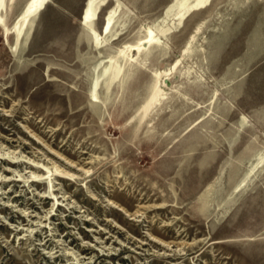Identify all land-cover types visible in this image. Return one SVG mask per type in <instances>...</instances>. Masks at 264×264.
<instances>
[{"label": "rangeland", "instance_id": "rangeland-1", "mask_svg": "<svg viewBox=\"0 0 264 264\" xmlns=\"http://www.w3.org/2000/svg\"><path fill=\"white\" fill-rule=\"evenodd\" d=\"M29 1L0 26V264H264V0H47L17 41Z\"/></svg>", "mask_w": 264, "mask_h": 264}, {"label": "bare ground", "instance_id": "bare-ground-1", "mask_svg": "<svg viewBox=\"0 0 264 264\" xmlns=\"http://www.w3.org/2000/svg\"><path fill=\"white\" fill-rule=\"evenodd\" d=\"M102 0H88L87 10L85 14V25L88 26L89 23L94 20L97 16V11L99 8V5ZM210 0H173L174 7L178 8L180 11L181 18L186 16L190 11H194L200 8L205 7ZM47 0H30L27 4L26 9L22 14L15 20V22L12 25V29L14 30L17 41L28 38L35 20L38 16V13L41 9L44 8L46 5ZM7 0H0V26L3 27V29L11 30L6 25V20L3 16V12L6 6ZM105 4V3H104ZM119 11L118 8L112 9L107 17L106 20V31L105 34H110L112 31V27L115 23V17ZM109 71H111L112 76L114 78H118V76L121 74L122 68H120L118 65L111 62L110 68H108ZM110 79V78H109Z\"/></svg>", "mask_w": 264, "mask_h": 264}]
</instances>
